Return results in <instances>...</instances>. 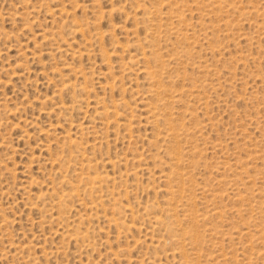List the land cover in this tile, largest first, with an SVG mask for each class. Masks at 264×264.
Here are the masks:
<instances>
[{"label":"rangeland","instance_id":"obj_1","mask_svg":"<svg viewBox=\"0 0 264 264\" xmlns=\"http://www.w3.org/2000/svg\"><path fill=\"white\" fill-rule=\"evenodd\" d=\"M0 264H264V0H0Z\"/></svg>","mask_w":264,"mask_h":264},{"label":"bare ground","instance_id":"obj_2","mask_svg":"<svg viewBox=\"0 0 264 264\" xmlns=\"http://www.w3.org/2000/svg\"><path fill=\"white\" fill-rule=\"evenodd\" d=\"M168 3V2H167ZM154 11V10H153ZM154 14V13H153ZM178 16V15H177ZM173 30V29H172ZM162 60V59H161ZM155 75V74H154ZM154 78V77H153ZM160 81V80H159ZM160 83V82H159ZM169 93V92H168ZM172 93H174V92H172ZM181 93V92H180ZM167 94V93H166ZM191 94V93H190ZM168 95V94H167ZM176 98V97H175ZM114 106V105H113ZM107 109V108H106ZM172 121V120H171ZM170 121V122H171ZM163 130V129H162ZM168 130H170V129H168ZM173 134V133H172ZM176 134V133H175ZM172 138V137H171ZM174 140V139H173ZM175 151H177V150H175ZM186 153V152H185ZM172 158H173V156H172ZM198 162V161H197ZM179 172V171H178ZM176 174V173H175ZM178 175V174H177ZM185 175V174H184ZM190 175V174H189ZM98 177V176H97ZM103 178V177H102ZM97 181V180H96ZM98 182V181H97ZM172 187V186H171ZM180 188V187H179ZM177 192H178V189H177ZM176 205H177V203H176ZM184 206V205H183ZM176 207V206H175ZM185 207V206H184ZM183 207V208H184ZM176 210V209H175ZM177 212V211H176ZM174 213V212H173ZM190 214H193V213H190ZM195 215V214H194ZM194 215H192L193 217H194ZM193 217H192V220H193ZM195 217H197V215H195ZM191 217H189L188 219H190ZM191 220V221H192ZM194 221V220H193ZM198 221V220H197ZM197 221H195L196 222V224H197ZM195 224V223H194ZM195 224V225H196ZM198 229V228H197ZM182 230H184V229H182ZM194 232H192V235H195V234H193ZM198 233V232H197ZM187 235H188V233H187ZM191 235V236H192ZM199 235V234H198ZM196 236H197V234H196ZM190 239V238H189ZM184 240V239H183ZM192 240V239H191ZM197 240V239H196ZM192 244H193V242H192ZM196 248V247H195ZM192 250H193V248H192ZM200 256V255H199Z\"/></svg>","mask_w":264,"mask_h":264}]
</instances>
